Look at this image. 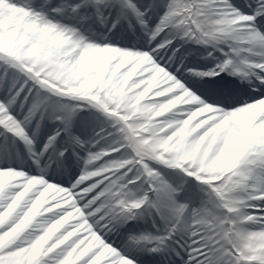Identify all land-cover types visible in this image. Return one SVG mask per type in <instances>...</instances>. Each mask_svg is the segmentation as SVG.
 Here are the masks:
<instances>
[{
    "label": "snow or ice",
    "instance_id": "6c2138e0",
    "mask_svg": "<svg viewBox=\"0 0 264 264\" xmlns=\"http://www.w3.org/2000/svg\"><path fill=\"white\" fill-rule=\"evenodd\" d=\"M0 264H264V0H0Z\"/></svg>",
    "mask_w": 264,
    "mask_h": 264
}]
</instances>
